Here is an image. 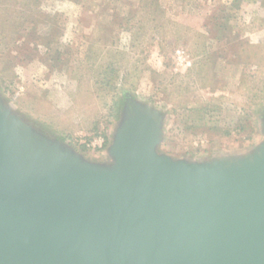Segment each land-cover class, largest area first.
Here are the masks:
<instances>
[{"label":"rangeland","instance_id":"1","mask_svg":"<svg viewBox=\"0 0 264 264\" xmlns=\"http://www.w3.org/2000/svg\"><path fill=\"white\" fill-rule=\"evenodd\" d=\"M137 1L0 0L3 104L35 131L98 164L111 161L107 151L127 97L159 116L160 155L201 163L255 151L264 141V84L253 86L251 75L264 68L246 63H253L250 46L264 42V0H159L165 30L179 37L165 48L156 39L159 28L144 30V15L129 14ZM110 13L119 21L132 19L130 27L142 24V53L127 58L126 77L115 70L90 79L104 61L90 57L86 36L90 24ZM51 25L58 35H48ZM5 34L9 38L1 41ZM130 39L129 32L118 29L122 51L129 52ZM205 59L215 65L208 62L197 77L196 65L200 68ZM93 132L104 138L102 151L73 145Z\"/></svg>","mask_w":264,"mask_h":264},{"label":"water","instance_id":"2","mask_svg":"<svg viewBox=\"0 0 264 264\" xmlns=\"http://www.w3.org/2000/svg\"><path fill=\"white\" fill-rule=\"evenodd\" d=\"M161 138L127 97L98 164L0 99V264H264V141L194 163L158 154Z\"/></svg>","mask_w":264,"mask_h":264},{"label":"trees","instance_id":"3","mask_svg":"<svg viewBox=\"0 0 264 264\" xmlns=\"http://www.w3.org/2000/svg\"><path fill=\"white\" fill-rule=\"evenodd\" d=\"M145 1H147V2H145ZM127 7H129V5ZM127 7H125V8H127ZM145 7L151 8L150 11L148 12ZM158 9H160L159 0H138L136 9L134 8L132 11H129V14L131 12H133L134 14L137 13L138 16L144 15V21H143V22H145L144 30L145 29H148V30L152 29L153 30L152 26L155 25V28H159V30H158L159 32H156V35H157L156 39L161 40L163 48L168 47V46L170 47L171 44L174 45L175 41H178L177 39H179V37L176 36V34L172 35V34H170L171 32H167L165 30V28H166L165 25H167V22L162 21L164 14L162 15L158 11ZM128 10H131V9H128ZM3 11L5 13H7L9 10L6 8V10L3 9ZM189 13L191 14L192 11H190ZM115 15H116V13H110V14H107L106 16H105V14H103L102 19H104V21L98 22L100 20H97V21L93 22L94 19L91 21V22H93V24H90V30L86 36L88 38V44L90 46L89 47L90 57H93L95 59H102L104 62L102 64V66H99V67L96 66L97 67L95 70L96 72L91 73L90 79L101 77L103 75H106L107 73L108 74L113 73L115 70L118 72L122 71V73L124 72L123 75L127 76V74H129L128 73L129 70H127L128 66L126 68H124L125 63H128L127 65H129V63H130V61H128L127 58H129L130 55H131L130 58H134V57L138 56L137 54L142 53V50H141L142 46L139 47V43L141 42L140 37L144 36L143 34H145L142 24H138V27L137 26L136 27L135 26L130 27V26H128V23H130L132 21V19H126V20L123 19L122 21H119L118 18L115 17ZM146 16H148V18H146ZM92 18H94V17H92ZM12 19L13 18L10 19V22H12ZM135 19H137V18H134L133 22L136 21ZM15 22H16V20L13 21V23H15ZM5 23H8V22H5ZM50 27H51L52 31H51V33L49 32L48 35L49 36L58 35V32L53 30V28H52L53 26L51 25ZM181 27L183 28V32L187 33L186 32V26L181 25L179 28H181ZM118 29H121V30L125 29L127 32H129V34L131 36L129 52L122 51L119 48V41L117 40ZM141 31H142V34H140ZM5 35H7V34H5ZM59 35H61V34H59ZM174 35L176 36L177 39L173 37ZM49 36H48V38H49ZM7 38H9V35H7L5 38L1 39V41L4 39H7ZM148 39H150V37H148ZM52 42L53 41H50L49 43H52ZM250 48L255 51V53L253 55V61H252L253 63H251V62L246 63L248 65L246 67L252 68L254 66V67H256L255 69H259L258 66L261 67V65H262V68H264V42L259 46H250ZM116 61H117V63H116ZM208 62L211 65H215L214 62L209 61L207 59H205L204 65H200V68L196 65V76L197 77H200L201 74L203 73V72L201 73V70H202L201 68H205L207 66H210V64ZM117 64L119 66H121L123 69L115 67ZM90 69H92V66ZM188 72H189V70H188ZM263 74L264 73H257L256 70L254 71L253 75H251V77L255 78V83L253 86L258 87L260 84H264ZM178 78H181V75H179ZM185 87H187V86H185ZM95 135H99V134L97 132H95L94 134L90 135V138H92ZM86 139H89V138H86ZM70 142H71V144L74 143L73 141H70ZM73 145L78 147V148H81L82 150L84 148L83 146H79L76 143H74Z\"/></svg>","mask_w":264,"mask_h":264},{"label":"built area","instance_id":"4","mask_svg":"<svg viewBox=\"0 0 264 264\" xmlns=\"http://www.w3.org/2000/svg\"><path fill=\"white\" fill-rule=\"evenodd\" d=\"M77 143L79 146H84L86 149L102 151L104 146V138L101 136L86 139L85 137H78Z\"/></svg>","mask_w":264,"mask_h":264},{"label":"crops","instance_id":"5","mask_svg":"<svg viewBox=\"0 0 264 264\" xmlns=\"http://www.w3.org/2000/svg\"><path fill=\"white\" fill-rule=\"evenodd\" d=\"M65 112L67 113L66 117H69V114H68L69 108ZM63 130L66 131V129H63Z\"/></svg>","mask_w":264,"mask_h":264}]
</instances>
